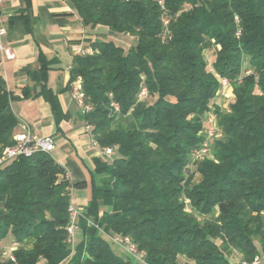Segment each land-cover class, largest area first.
Instances as JSON below:
<instances>
[{
  "label": "trees",
  "instance_id": "trees-1",
  "mask_svg": "<svg viewBox=\"0 0 264 264\" xmlns=\"http://www.w3.org/2000/svg\"><path fill=\"white\" fill-rule=\"evenodd\" d=\"M66 1L85 27L103 30L92 55L74 58L70 86L82 80L94 140L118 149L113 162H97L107 179L92 188L75 246L66 169L45 153L2 166L0 250L8 236L19 247L15 262L0 264H234L235 252L245 261L264 255V0H165L167 28L156 0ZM109 32L136 45L126 53ZM46 76L43 61L44 85ZM219 77L234 89L228 108L215 102ZM142 86L150 103L138 101ZM43 96L58 122L56 97L47 88ZM213 109L222 138L192 170ZM19 125L0 77V156ZM117 236L143 258L118 255L108 241Z\"/></svg>",
  "mask_w": 264,
  "mask_h": 264
},
{
  "label": "crops",
  "instance_id": "crops-1",
  "mask_svg": "<svg viewBox=\"0 0 264 264\" xmlns=\"http://www.w3.org/2000/svg\"><path fill=\"white\" fill-rule=\"evenodd\" d=\"M0 27L7 30L3 44L16 53L14 60L0 64V77L20 121L17 132L28 126L36 134L54 139L56 148L51 155L67 171L72 206L83 212L93 186L102 187L107 179L106 174L97 172V162L110 157L100 145H94L91 132L86 130V113L73 97V84L78 79L70 86L71 69L76 51L89 48L103 30L85 27L74 5L66 0H0ZM43 61L47 65L45 85L38 78ZM44 88L57 99L58 122L43 96ZM231 259L238 264L242 256L235 252Z\"/></svg>",
  "mask_w": 264,
  "mask_h": 264
},
{
  "label": "built area",
  "instance_id": "built-area-1",
  "mask_svg": "<svg viewBox=\"0 0 264 264\" xmlns=\"http://www.w3.org/2000/svg\"><path fill=\"white\" fill-rule=\"evenodd\" d=\"M159 6L164 10V17H163V24L167 28L170 24V18L166 15L167 9L165 5V0H156ZM237 22H239V18L236 17ZM240 31H238L237 36H240ZM7 30L4 27H0V64L4 63L6 60H14L16 58V53L13 48L7 47L3 44L2 38L6 36ZM77 55H92L94 53L91 47L89 48H79L76 51ZM246 75H250L252 72L251 70L245 71ZM219 81L222 85L223 94L231 88V81L225 78H220ZM73 97L75 101L79 104L80 107L84 110L85 113H88L92 107L91 105L86 104L85 102V95L82 91V80L79 78L73 84ZM150 98L149 90L146 86H142L140 93L138 94V101L144 102ZM111 108L116 112H120V105L117 102L111 103ZM86 130L91 132L92 127L91 125L86 123ZM218 129L214 124L213 116L210 115L207 120L206 125V142L205 144L194 151H192L190 155L191 164L194 166L195 161L205 157L207 154L210 153L211 144L210 141L214 140L217 137ZM14 144L12 146L6 147L0 156V168L5 164L18 160L22 157H32L37 153H45V154H52L55 150V142L51 136H40L32 131V129L28 126H24L21 132H16L13 135ZM94 145L98 146V142L94 140ZM118 148L115 147H108L103 148V153L108 156L112 157ZM70 213V224L67 228L70 242L74 244V236L76 231L79 230L78 226V219L81 215V212L75 209L72 204L69 207ZM89 224H92L89 222ZM113 240L120 246L124 251H126L129 255L134 257L137 260H141L144 256L143 252H139L136 245L127 238V237H114ZM19 244L13 242L11 246L7 248H3L0 250V261L7 262V261H16L15 252L18 250ZM238 264H264V255L256 256L252 261H245L242 259Z\"/></svg>",
  "mask_w": 264,
  "mask_h": 264
},
{
  "label": "rangeland",
  "instance_id": "rangeland-1",
  "mask_svg": "<svg viewBox=\"0 0 264 264\" xmlns=\"http://www.w3.org/2000/svg\"><path fill=\"white\" fill-rule=\"evenodd\" d=\"M107 39L111 40V41H113V42H115V43H117L119 45H121L125 49L126 53L129 52L130 49L136 45V40L133 39L132 37H130L129 35H125V34L109 32ZM214 54H215V52H213V51H210L208 53V57H209V61L210 62L214 60V57H215ZM218 98H219L218 101L217 102L215 101L216 105L221 107V108H225V107L228 108L229 105L231 103H233V101L235 100L234 99L235 97H234V89H233V87L231 86V88L228 91H226L225 94H223V91L221 90L220 95H219ZM150 102H151V100L147 101V103H150ZM210 115L213 116L214 124L217 127V129H218L217 137L214 138V140L210 141V144H211L210 153L207 154L205 157L195 161L194 166L192 167V170H195V166H196L197 162L199 163V162H201L204 159L213 158L212 146H213V144H214V142L216 140L222 138V134H221L220 128L218 126V118H217V115L215 114V110L214 109L211 110L208 114H206L205 120H204L205 125H207V120H208V117ZM113 159H114V156L108 158L107 161L109 163H111V162H113ZM200 220H202V218H200ZM73 239H74L73 246H75L82 239V235H81L80 230L76 231V234H75ZM108 241H109V243L111 244V246L113 247V249L115 250V252L118 255H122L124 257L129 256V254L126 251H124L120 246H118V244L111 237L108 238ZM11 244H12V238H11V236H8L6 238V240H4V242H3V247L7 248V247L11 246ZM233 257H234V255H233ZM142 258L140 257V259H142ZM233 259H235V257ZM185 262H186V259L180 258V263L181 264H184Z\"/></svg>",
  "mask_w": 264,
  "mask_h": 264
}]
</instances>
